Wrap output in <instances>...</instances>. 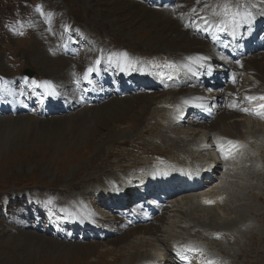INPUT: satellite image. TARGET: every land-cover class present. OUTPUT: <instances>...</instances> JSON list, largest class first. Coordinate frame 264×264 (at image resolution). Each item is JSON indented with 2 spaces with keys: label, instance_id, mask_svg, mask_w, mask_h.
I'll list each match as a JSON object with an SVG mask.
<instances>
[{
  "label": "rangeland",
  "instance_id": "1",
  "mask_svg": "<svg viewBox=\"0 0 264 264\" xmlns=\"http://www.w3.org/2000/svg\"><path fill=\"white\" fill-rule=\"evenodd\" d=\"M109 1L101 0L103 4L97 2L91 5L86 0H0V78L4 80L0 82L3 84L0 88V96H5L10 91L15 99L14 104L12 100H3L7 114L11 112L16 115L12 109L17 108L22 111L27 104L32 105L33 111L28 114L22 112L23 116L30 114L29 116L38 117L41 120L74 114L68 112L67 104H64V108L59 106L50 113L46 108L41 109L39 101L31 100V89L33 90L34 87L28 88L23 83L26 81L25 78L40 82L58 69L64 71L65 67L68 68V75H71L69 77L71 84L65 101L76 112L80 110L76 106L80 101L92 100V103L102 105L109 98L116 96L126 97V100H129L136 96L147 95L151 97L148 99H153L144 121H137L134 116L133 108H137L138 101L135 99L123 124L118 122L121 113L109 115V111H102L101 119L99 118L100 126L98 129L96 127L93 129L96 139L105 136L107 128L111 127L120 129L123 134L119 139L112 140L103 146L99 154L97 153L99 143L92 144L90 140L85 141L86 143L80 142L78 148L75 147V143L66 145L65 142L71 137V131L75 127H66L61 122H49L35 128L32 126V129H26L27 125L22 129L18 127L24 137L15 138V140L11 138L12 136H4L6 139L0 136V264H125L123 259L129 255V251H125L128 248L109 249L117 238L109 237L110 232L105 229L108 225L116 227L115 216L119 212L132 210L128 208V197L132 191L128 195L122 193L125 190V183L134 187L139 184L137 177L146 171L155 167H165L167 157H159L162 154L174 155L178 160L189 163L195 169H201L209 162L216 161L217 169L214 174L212 170L209 171L214 177L206 178L205 183L199 185L194 192L178 195L169 200L164 213V223L157 235H135L130 239L133 246L129 248H134L135 253L142 255L138 264L151 261L153 264H163L164 260H160V256L164 255L165 250L170 259L166 264L182 262L183 257H180V251L186 253L184 264H206L208 261L205 256L216 258L218 261L214 264H264V122L257 124L251 120V127L242 128L245 139L232 147L235 161H231L234 157H231L230 152L220 155L222 159L219 160L216 156L217 150L210 151L212 154L203 152L198 162L192 161L188 153H194L192 149L195 150L194 145H191L193 136L204 141L206 148L210 149L215 148L217 143H225L226 138L215 131L209 132L197 125H191L187 118L188 114L183 112L181 115L185 109L183 105L180 106L182 111L170 117L175 110L171 103L175 105V101L169 97V92H173L175 87L168 84L175 82L180 76L181 80L186 81V74L174 62L172 55L174 49L157 51L154 45L161 40L160 35L166 40L169 34L174 35V33L165 26L166 21L153 20L145 13V16H142L143 20L140 21V18L138 22L133 19L128 20L129 22L119 19L120 28L125 26L123 28L128 30L127 24L131 27L129 32L132 40L128 39L123 33L116 31L111 22L104 20L109 8L112 7L117 14L124 12V8L127 9V7L114 0ZM115 1L122 2V0ZM127 1L146 6L157 3L156 0ZM208 1L216 5L225 3V0H200L199 6L204 8ZM228 1L233 5L231 2L233 0ZM88 3L91 5L89 8ZM182 3L183 6L197 5L198 0H182ZM177 5L178 0H174V7L171 5L170 7L176 10ZM99 6L106 10L98 9ZM204 10L206 12L205 8ZM184 12L188 11L184 10ZM157 14L162 13L157 11ZM67 18L70 23L64 25L63 22ZM161 23L169 33L164 32L163 28L160 34L153 31L154 27L160 29ZM190 29L212 46L205 38L203 29L196 30L191 27ZM176 43L179 47L188 45L185 42L176 41ZM116 48L126 49V54L128 51L126 59L111 61L106 54ZM205 54L222 66L225 65L227 57L217 54L213 46ZM257 54H264V49ZM252 56L250 54L248 59ZM235 59L241 68L257 60L254 58L245 61L239 57ZM27 60L35 72L34 77L25 76L22 73L26 68ZM132 60L146 66L154 80L151 79L152 82L150 81L151 83L147 85L133 88L115 83L113 78L116 76H112L113 78L107 79L105 83L108 95L104 94L105 90L100 84L104 82L103 74L106 67L110 66L115 70L117 64L125 62L124 65H128L127 63H132ZM43 67L47 68L44 70ZM90 67L93 70L91 73L88 72ZM216 71L218 70L210 71L212 74L208 76L209 90L207 91L212 92L211 96L215 98L216 107L208 105H211L210 108H214L219 114L224 112L228 105L223 96L225 88ZM244 73L241 74L243 80L233 86L236 100H240L243 109L249 108L260 117V121H264V109L254 110L256 100L254 102L248 100L241 92V89L250 81L260 83L250 74ZM86 76L87 79H85ZM9 82L19 84L16 86L19 89L17 96L14 95L13 90L5 87L4 83L9 86ZM203 83L205 84L206 81ZM35 89L39 90V88ZM185 90L186 95L201 96L203 94V91L196 90L189 84L186 85ZM40 95L42 96L43 93L41 92ZM95 97L98 99L96 102H94ZM104 97L107 98L101 101ZM261 101V104H264V100ZM197 109V107L192 108V122H196ZM243 112V115L240 113L238 115L240 124L246 122L248 116L245 111ZM0 117L6 116L0 115ZM81 130L77 131L76 136ZM86 135L88 136L89 133ZM13 141L23 142L24 148H15L13 151L12 146L6 145ZM19 149L20 151L17 152ZM169 158L171 156H168ZM230 169H235L236 174L233 171V177L236 181H227L230 184L225 185L228 189L223 204L208 207L209 203L198 199L201 197L199 194L210 191L219 176ZM175 171L176 176L182 175L177 165H175ZM99 176H108L113 180L111 184L119 182L115 190L110 192L102 188L100 181L98 182ZM67 196L79 197L98 225L88 224L81 228L68 223L61 206L68 207ZM141 204L143 205V202ZM186 212L187 215H185ZM195 218H198L201 223L196 222ZM124 220L127 221V219ZM31 234L36 235L38 239H52L63 245L72 244L70 242L74 239L80 241L96 237L98 241L93 243L97 249L87 256L85 254L78 255V258L66 256L64 260L59 261L53 259L52 252L38 255L32 253L34 245L29 242ZM191 238H194L195 242H203V252L185 248L188 247L186 241Z\"/></svg>",
  "mask_w": 264,
  "mask_h": 264
},
{
  "label": "bare ground",
  "instance_id": "2",
  "mask_svg": "<svg viewBox=\"0 0 264 264\" xmlns=\"http://www.w3.org/2000/svg\"><path fill=\"white\" fill-rule=\"evenodd\" d=\"M86 1L89 2L91 5H93L97 2L103 4L101 2V0H97V1L96 0H86ZM199 1L200 0H198L197 5H191L190 4L189 6H186V5L183 6L184 4L182 3V0H178V5H177L176 10H175V9H171L168 4H164V3L161 6H156L153 4H152L153 6L152 5L146 6V5H142L141 3L138 4V2L133 3L134 1L129 2L127 0H122V2H120V1L114 0V2H119L123 5H125L127 7V9L124 8V12L117 13L119 15L118 16L116 14V11H114V9L111 7V8H109L110 10L107 12V15L104 18V20L106 19L108 22L112 23L113 28L116 31L123 33V35H125L126 37H128V39H131V40H132V38H131V36H130L131 34L129 32L131 30V27L127 24L128 30L126 28H123L125 26L120 28V26H118V23L120 20H125V22H126L130 19H133V20H136L138 22L139 19L141 18L140 21H142L143 20L142 16L146 13L149 16H151V18L153 20L158 19V20L166 21L165 26L168 27L169 31L173 32L174 35L169 34L168 38L166 40H164L163 36L160 35L161 40L154 45L155 46L154 49H156L157 51L158 50L162 51L163 49H174L175 51H182V52H177V53L175 51H173L172 55H173L174 62L176 63L178 68L186 74V81L181 80V76H180L175 82L168 84L170 86L175 87V90L173 92H171V91L169 92V97L175 101V107H180V106L182 107V105L185 106V109L183 111L181 110L182 108L181 109L180 108H176V109L174 108L175 109L174 112L178 113L181 110L182 111L181 115H183V112H185L186 115L188 114L187 118H188V120H190L191 123H194V122H192L191 116H190L192 113V107H194L191 104L192 102L198 103V105L201 107L208 105L210 103L213 104V101L215 98L213 96H211L212 92L207 91V89H208L207 83L209 80L208 71L213 70L215 68L216 63L214 60H212L208 56V54L207 55L205 54L211 50V46L209 45V43L206 40H204V38L197 36L195 33H193L192 30L190 29V27L192 29H196V30L199 27L201 28V30L206 29L205 26H203L205 24L199 19V17L204 16V17H207L210 21H212V23L209 25L220 27L223 30L226 29L230 33L243 32L242 28L246 24H248V27H247L248 29L246 30V37L251 42H253L255 39H258L259 37L264 35V26H262V22L264 21V1L263 0H241V1L233 0V1H231L233 3V6H232V8L229 9V12L227 14L222 13L219 10L220 8L223 7V5H216L214 2H210V1H208L207 7L204 6V8L206 9V12H205L204 8L199 6ZM192 2L193 1H191V3ZM89 3H88V8L91 7V5ZM98 5H100V4H98ZM104 7H106V6H104ZM98 9L106 10V8L103 9L101 7ZM184 10H186L188 12H184ZM193 10H195V11H193ZM157 11H160L162 14H157ZM189 11H191V12H189ZM213 12L218 13V15L214 16ZM228 15H231V16L228 17ZM65 18H63V19H65ZM67 19L64 20V22H63L64 25H67L68 23H70V20L69 19L67 20ZM178 19H180V21ZM221 20H223L225 22L223 25H221L219 23V21H221ZM193 21H195V24L192 23ZM181 22H183V24H181ZM141 24H143V23H141ZM186 25H188V26H186ZM162 28H163V26L161 23V26H160L161 30L158 29L157 27H154L153 31L160 34V33H162L161 31H163V29H164V28L163 29ZM164 32L169 33L167 29H164ZM181 37H182V39H180ZM176 41H178L179 43L185 42V43H188V45H186L185 47H179L177 45ZM222 43H223V41L220 39L219 44H222ZM125 50H121L119 48H116L114 51H112V50L108 51L106 55L111 59L112 62H113V60L115 62L119 61L120 59L124 60V59H126V57L128 55V51L126 54ZM255 51L259 52L261 50L258 48ZM254 58L257 60L246 65V67L241 69V71H244V70L248 71L249 73H251L254 76V78L256 80H258L259 82L262 83V85H260V86H256L254 83H250V85H248L247 87L244 88V92L246 94H248L249 96L256 95L258 97L259 93H264V54L254 53V55L250 59H254ZM250 59H247V60L249 61ZM50 60H52V59H50ZM226 61L229 62L227 59H226ZM109 63H111V62H109ZM56 64H57V62H56ZM127 64L128 65L117 64L118 66L115 67V70H113L110 66L106 67V71L103 74L104 75V81H106L109 78L112 79V76H116V77H118L119 81H121V82H124L126 78H129L130 84H132L131 86H135V84H137V87H139L141 85L149 84L150 81H149L148 77L149 76L151 77V72L146 66H143L138 61H134V60H132V63L128 62ZM238 64L239 63H232V66L238 68ZM43 68L45 70L47 67L46 68L43 67ZM98 74L100 75V73H98ZM69 77H71V75H68V68L67 67H65L64 71L58 69L57 71L47 75V77L44 80L40 81V82H43V81L50 82L52 89H54L56 92L55 96L47 94L49 90L45 89V88H39V90H37L35 88L33 90L31 89V95L30 96H32L31 98L33 99V101H35V102L39 101L41 103V105L45 106V108L48 109V113H50V111H53L55 108H58L59 106H60L59 108H64L65 107L64 104H67V106L69 108L68 112H73L74 114H70L69 116H65V117L64 116H60V117L53 116L51 118H45V120H41L38 117L36 118L34 116H29L30 114L28 116H23L22 112H25V113L28 112V110L24 109V108L22 109V111L21 110L16 111V113H17L16 115L12 114L11 112L9 114H7V108H6V105L3 103V100L9 99V100H12V103H13V101H15L11 92L8 91V93H6L5 96H0V115L6 116V117H0V136L1 137L12 136L11 138L13 140H15V138H19V137L23 138L24 137L21 134V132L18 130V127L22 129L25 125H27L26 129H32L31 128L32 126L35 128V127L41 126V125H43L45 123H49V122H61L66 127L67 126L75 127V129L73 131H71V137L65 142L66 145L67 144L72 145L73 143H75V147L78 148V146H80V144H79L80 142L84 143L85 141L87 142L88 140H90L92 144L96 143V145H97L99 143L97 145V153L99 154L103 150V146H106V144L112 140L119 139L120 135L123 134L120 129H117L116 127H111V128H107V134L105 136H103V137L100 136L101 138L96 139V135L93 133V129L95 127H96V129L99 128V126H100L99 120L101 119L100 117L102 116L101 115L102 111H106V110L109 111V113H108L109 115H114V113L118 115L121 113L120 117H119L120 120L118 122L123 124L125 122L127 114H129V109H131L133 107V102H135L134 101V99H135L138 101L136 102L137 108H133L134 113H135L134 116H136L137 121L138 120L144 121L146 118L148 107L150 106L149 104L153 103V101H152L153 99H148L149 96L147 97V95L146 96L141 95V97L136 96V98L129 99V100H126V97L123 98V97L116 96L115 98H109V100H106L107 102L106 103L104 102L102 105H98V103H92L93 102L92 100L85 101V102L80 101L76 105L77 108H80V110L76 112L75 109L73 107H71V105L68 104L67 101H65L67 99L69 87L71 84L69 82L70 81ZM202 79H206L205 84L202 82ZM2 81H4V80L2 79ZM2 81H0V82H2ZM31 81L27 80V81H23V83L26 84L28 86V88L29 87L31 88V86H32ZM138 83H140V84H138ZM4 84H5V87L9 88L10 90H13V93L15 96L18 95L19 89L16 86L19 84L14 83V82H9V86L6 83H4ZM187 84H189L190 87H192L196 90L203 91V94L201 96H197V95H193V94L186 95L185 89H186ZM227 86H228V88L225 89V94L223 95L226 102L231 101V104L227 107V109L222 113H219V114L217 113L216 116L209 122H205L202 119L197 118V117H195V121L198 123L197 126L200 128H207L208 126L209 127L211 126L212 127L211 129L216 130L225 136L238 137V138L242 139V138H245L244 137L245 135H243V133H242V128L244 127V129H245L246 127H251L252 121L250 118L247 117L246 122L242 121L243 123L240 124L241 121L239 122L238 115H239V113H240V115H243V114L240 112V110H238V107H236L237 102H236V99L234 98L235 94L232 90V85L227 84ZM105 88L106 87H103L102 89L105 90ZM41 92L43 93L42 96L40 95ZM61 96H62V98L64 96V99H62ZM1 97H2V99H1ZM106 98L107 97L101 98V101L105 100ZM149 98H151V97H149ZM96 101H98V99L95 97L94 102H96ZM187 101H189V102H187ZM27 105H29V104H27ZM231 105H235V107H232ZM214 106L216 107V105H214ZM51 108H52V110H51ZM138 108H140V110H138ZM217 108H219V107H217ZM12 110H14V109H12ZM72 110H74V111H72ZM66 113H67V111H66ZM32 114H34V113H32ZM186 115H184V117H186ZM100 122H101V120H100ZM247 122H250V124H247ZM254 123H253V126H255ZM81 129H83V130H81ZM80 130H81V132H79V135L76 136L77 131H80ZM204 132H206V131H204ZM87 133H89L88 136L86 135ZM73 136H76V138L72 139ZM193 140L197 141L198 137H193ZM199 141L200 140H198V142ZM239 141H242V140L232 141L233 145L235 146V144H237ZM24 142L26 143V141H24ZM6 145L12 146L11 149H13V151L15 148H24L23 142L16 143L15 141H13V143L6 144ZM229 146H231V145L228 144V147ZM106 149L107 148H105V150ZM220 149H221V147H220ZM19 151H20V149L17 152H19ZM192 151H193V149H192ZM198 151L195 150V153L196 152L197 153L193 154V155H189V156L190 157L198 156L199 155ZM162 153H163V151H162ZM156 154L159 155L160 153H156ZM211 154H212V152H211ZM14 156H15V154H14ZM180 157H182V156H180ZM147 161H149V160H147ZM188 164H180L178 166L183 167L182 170L184 172L182 174L184 175V178H185V184H187L189 186L190 184H192L191 176H195L198 174L196 172H194V169H192ZM170 165L167 168L159 167L157 169H152V170L146 171V173H144L140 177H137L138 178L137 181H139V184L134 185V187L144 186L146 190H149L152 186H154V184L156 182L158 183L160 180H162V182H170V183L177 182V180L180 179L181 177L180 176L177 177L175 175L176 171L173 168H170L171 167ZM214 165L215 164H212V167ZM233 171L235 172V170H233ZM233 171L231 173L224 174V176L233 177L234 176ZM236 171H239V170H236ZM235 174H236V172H235ZM239 175H241V174L239 173ZM101 177L99 176L98 182L100 181L101 185L100 184L99 185L102 188H104L106 190H115L116 184H118L119 182L118 183L116 182L115 184L112 183L113 184L112 185L111 182L113 180L109 179L108 176L107 177L101 176ZM224 181L225 180H223V183H224ZM220 182H221V180H220ZM220 182L217 184L218 188H214L213 190H211L209 192H203L201 194V201L202 202H206V201H211L213 203L222 202V199L217 194V193H219L220 185H222V183H220ZM128 190H130V188ZM127 192H129V191H127ZM160 194L162 195V193H160ZM51 198H53V197H51ZM204 198H207V199L204 200ZM198 199L200 200V197H198ZM67 201H68V204H67L68 207H66L64 205H61V206L63 207V209L65 211V219L68 220L67 221L68 223H71L74 226H79L81 228L85 227L88 224L89 225H98V222L92 218L93 216L90 215L86 205L80 200L79 197L74 198V197L67 196ZM52 204H55V203H52ZM181 208L184 209V207H181ZM164 210H165V207H163V206H152L149 208H136L135 210L131 211L130 213L119 212L115 216L116 222H117L116 227L113 225H108L105 229V230L110 232V234L108 235L109 237L114 236L113 238H117L114 242H112L109 249H120L121 250L122 248H128L126 250L124 249L125 251H127V250L129 251V255H128V257L123 259V263H125V264H128V263L138 264L139 260L142 259L141 258L142 255L135 253L134 248H129V247L133 246L132 245L133 243H130L131 242L130 239L133 238L135 235L136 236L137 235H142V236L143 235L144 236L157 235L161 231L160 227L162 226V224L164 223V220H165ZM134 214H136L137 217H140L141 220H136L137 217H134ZM185 215H187V212L185 213ZM124 219H127V221H125ZM195 221L201 223L198 218H195ZM225 222L227 223V221H225ZM26 225H28V223ZM210 225H212V224H210ZM231 227H234V226H231ZM30 236H31V241H29V242L32 245H34V248H32V251H31L32 253H36L38 255V254H40V253L42 254L44 252H47V253L52 252L54 255L53 259H57L59 261L64 260L66 258V256H69L71 258L72 257L78 258L79 257L78 255H83V254H85L87 256V255L94 253L95 250L97 249L95 243H93V242L98 241V239H96V237H89L86 240H80V241H76L74 239L70 242L72 244L63 245V244H60L58 242L53 241L52 239H50V240H46L43 238L38 239L37 237H35L36 235H33V234H31ZM118 238H121V239H118ZM186 242H187L188 247H185V248L195 249V250L203 252L202 251L203 242H199V243L195 242L194 238H191V240L186 241ZM82 243H84V244H82ZM164 254H165V252H164ZM179 254H180V257H183L182 259L186 258V253H184L183 251H180ZM216 254H217V252H216ZM144 256H143V258L146 257V256L145 257ZM163 256L164 255L160 256V260L163 259L164 260L163 264H166L168 262V260H170V259L167 260V256L166 255L164 257ZM50 259H52V258H50ZM205 259L208 261L206 264H214L215 262L218 261L216 258L207 257V256H205ZM146 264H152V263H146ZM160 264H162V263H160Z\"/></svg>",
  "mask_w": 264,
  "mask_h": 264
},
{
  "label": "snow or ice",
  "instance_id": "3",
  "mask_svg": "<svg viewBox=\"0 0 264 264\" xmlns=\"http://www.w3.org/2000/svg\"><path fill=\"white\" fill-rule=\"evenodd\" d=\"M232 6H233V5H231V4H229V3H225V4L223 5L224 13L227 14L228 10H229ZM206 7H207V5H206ZM193 11H195V10H193ZM213 15L216 16V15H218V13L213 12ZM199 19H200V20H201L206 26L212 23V21H210L207 17H204V16L199 17ZM192 23L195 24V21H193ZM219 23H220L221 25H223L225 22H224L223 20H221V21H219ZM186 26H188V25H186ZM21 34H22V33H21ZM92 71H93V70H92L91 68L88 69V72H89V73H91ZM25 79H26V81H27V78H25ZM85 79H87V76L85 77ZM0 81H2V78H0ZM31 85H32L34 88H45V89H48L49 91H48L47 94L52 95V96H55V95H56L55 90L52 89L51 83L48 82V81L37 82V81H35V80H32V81H31ZM2 87H3V84L0 83V88H2ZM247 99L250 100V101H253V100H256V99L264 100V96H261V97H259V98L250 96V97H247ZM231 106H232V107H235V105H231ZM259 107L264 108V104L259 105ZM241 110H243V111H247V109H241ZM229 144L232 145V146L234 147L233 142L230 141ZM206 203H212V202H211V201H206Z\"/></svg>",
  "mask_w": 264,
  "mask_h": 264
},
{
  "label": "water",
  "instance_id": "4",
  "mask_svg": "<svg viewBox=\"0 0 264 264\" xmlns=\"http://www.w3.org/2000/svg\"><path fill=\"white\" fill-rule=\"evenodd\" d=\"M25 74H27V75H30V76H32L33 75V71L30 69V68H25V70L23 71Z\"/></svg>",
  "mask_w": 264,
  "mask_h": 264
}]
</instances>
